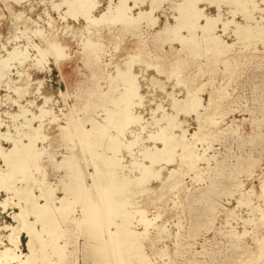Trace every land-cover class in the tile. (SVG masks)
I'll return each instance as SVG.
<instances>
[{
	"label": "rangeland",
	"instance_id": "obj_1",
	"mask_svg": "<svg viewBox=\"0 0 264 264\" xmlns=\"http://www.w3.org/2000/svg\"><path fill=\"white\" fill-rule=\"evenodd\" d=\"M62 1L31 0L24 4L15 0H0V29H2L0 30V58H4L14 46L26 47L29 56L22 62L10 60L8 72L0 82V149L5 152L11 148V143L1 137L4 133L13 137L18 136L26 142L24 135L35 133L34 131L40 125L45 129H43L44 136L35 143L37 149L43 150V154L39 166L31 171L33 173L32 180L29 182L30 189L38 194L40 187L50 188L54 203L57 202L56 199L63 196L59 183L63 172L54 168L52 162L60 161L66 154L64 145L67 142L70 144V148L79 149V146L72 147L70 140L64 137V129L72 126L78 130L86 129L90 127L88 122L90 119L100 120L103 115V106L101 107L100 103L103 100L98 97L99 92L108 90V80L114 81L117 71L127 67L128 64L132 66L133 74L137 75L136 81L138 82L136 84L142 98V105L138 104V107L136 104L137 106L131 107L132 113L136 115L138 113L141 120L143 119L141 122L148 123H152V119L155 117L161 118L166 115L169 117L166 119H170L174 115L172 116L173 120L176 123L180 121L182 123L183 135H185L183 140L184 142L189 141L188 143L192 146L191 153L197 152V154L203 155L206 160L197 162V170H190L188 163H185L181 168L180 152L178 155L180 158L175 156L176 166H163L167 170L176 167L177 169L180 167V170L176 169L175 171L178 173L173 172L169 176L167 170H163V176H168V178L159 189V194L158 192L153 194L151 191L137 199L136 208H142L145 215L147 214L145 218L148 222L143 224L134 218L128 226L137 232L146 230L145 237L141 241L142 253L149 257L147 259L152 264H264V256L260 254L262 245L260 240L264 237V217L261 218V214L257 211H250L252 205H258L264 210V189H260L261 182L264 181V46L246 40L242 42L236 39L234 34L232 35L234 22H241V25L247 24L252 27L264 25V1L250 0L249 4H247L249 0H237L241 3L236 0H234L235 2L233 0L199 1L198 7L203 9L204 14L210 17L220 15L224 22L231 21L224 29L220 23L215 28L216 33L221 35L225 42L229 44L235 42L232 51L228 55L222 56L223 59L228 60L230 64L228 68L221 61L209 65L205 57L194 59L182 50L178 42L169 40L165 34L157 35L160 28L169 23H175L177 16L175 6L182 0H153L155 7L153 16L157 17L155 18L156 24L153 27L145 26L144 28L129 25L126 27L121 23L87 27L82 16L75 20L66 13L68 5L62 4ZM117 1L119 0H111L113 4ZM217 1H220L221 4ZM97 2L99 6L93 11L95 17L100 16L110 0H97ZM142 2L144 5L138 6V4L134 7L136 2L128 0L127 5L133 7L132 13H137L138 10H149L151 1L142 0ZM240 4H244L249 9L247 15L240 12ZM65 14L67 15L65 16ZM60 16H65V18L62 19ZM87 28L90 32L87 31ZM38 29L42 30L44 35L39 33ZM183 33L186 34L185 31ZM88 37L101 45L99 56L102 70H99V65L94 61L90 52L82 46L83 40ZM51 38H56L61 45L67 47L66 57L59 60L60 73L56 61L54 62L53 48L49 46ZM243 43L246 44L243 45ZM35 47L47 50V59L43 65H38L35 62V60L37 61ZM180 56L182 61L179 59ZM178 59L184 64V67L177 68L175 66ZM146 60L147 64L144 63ZM149 64L151 68L146 69L145 67ZM151 64L157 67L155 68ZM159 69H161L160 72ZM177 69L178 71H176ZM150 78L151 80H149ZM157 81L161 82L157 85ZM203 84L202 92H199L196 97L203 99L201 104L204 107L209 98L216 102L214 106L208 108L207 112L211 119L217 123L216 125H210V120L204 119L205 111L202 108L199 107L197 111L199 119L196 120L197 112H186L182 106L184 102H180L184 101L188 86L195 87ZM150 85L151 87H149ZM61 92L63 95L60 94ZM167 92L170 93L167 94ZM148 95L150 96L148 97ZM170 101H173L172 105H169ZM175 103L176 105H174ZM157 104L160 107L154 106ZM39 107L49 110L50 114L40 116L43 119L36 118L37 122L35 117H29V114L39 115ZM23 108L27 109L25 115L20 114ZM193 113H195V117ZM52 116L58 120H51ZM84 118L90 119L84 120ZM48 119L50 120L48 121ZM200 120L203 125L208 124L206 130L209 134L206 138L199 137L201 133L197 127ZM138 128V125H134L128 130L137 133L136 129ZM153 129L154 126L151 124L145 131ZM185 131L187 132L185 133ZM129 132L125 133V138L131 140L133 136L129 135ZM143 134L141 133L140 137L146 136L145 132ZM193 134L195 139L192 137ZM79 136L82 145L85 148L89 147L85 143V137L82 134ZM81 140L78 138L76 143L80 144ZM194 144H197L196 147ZM132 149L136 152L137 145ZM87 152H90V149ZM49 154L51 155L50 159H48ZM126 154V150L121 152L124 161L129 160ZM87 155L89 154L84 155L85 158ZM0 159H2L1 154ZM2 162L3 160H0V175H6L8 169ZM88 166L86 173L94 172L93 164ZM185 173L188 174L185 175ZM20 177L12 182L16 188L23 185L22 177ZM174 177L180 180L175 188L172 186V183L175 182ZM86 179V182L90 184V178ZM148 187L157 190L160 185L159 182L151 180ZM165 187L166 189H164ZM208 190L210 191L207 192ZM243 193L244 197L248 198L245 199L250 200L249 206L240 205L239 199ZM10 194L0 189V201L6 200L5 204L10 207L7 205L4 208L0 207V244L2 243L0 251L6 246L10 247L7 237H11L12 240L17 237L20 251L17 252L25 255L28 254L26 248L28 238L26 233L21 230L22 222L15 220V217L19 213L20 207L23 208L28 220H35V216L29 208L30 206L25 204L19 196ZM39 203L42 204L43 201L40 200ZM208 207H211V210H207ZM73 210L74 218L83 219L78 207ZM134 223L135 226H133ZM64 226L66 227L65 224H60L59 230L54 229L58 233L54 234L53 238L59 246L64 244V246H69V250L76 247V260L71 263L69 262L70 257L67 255H55L48 246L46 249L50 251V260L54 264H99V256L89 255L91 246H99V240L83 234L85 229H79L76 233L70 232L69 234L64 231ZM35 228L41 229L40 224L35 223ZM110 229L113 227L110 226ZM244 231H247V234H243ZM230 232L236 233L237 236L232 237ZM35 245L39 248L37 242ZM104 255L101 260L106 262L108 255ZM39 264L44 263L39 262Z\"/></svg>",
	"mask_w": 264,
	"mask_h": 264
},
{
	"label": "bare ground",
	"instance_id": "obj_2",
	"mask_svg": "<svg viewBox=\"0 0 264 264\" xmlns=\"http://www.w3.org/2000/svg\"><path fill=\"white\" fill-rule=\"evenodd\" d=\"M15 1L18 3L25 4V3H29L31 0H15ZM134 1L136 2L134 7L137 6L138 4H139L138 6H140V4H143L142 0H134ZM150 1L151 2L149 4L150 5L149 10H144V11L138 10L137 13H132L133 7H130L127 5L128 0H119L115 4H113L110 0V3L107 4V7L98 17H95V15H93V11L97 9L99 6V3L97 2V0H63L62 4L66 3L68 5V8H66L67 9L66 13L69 16H71V18L77 20L80 16H82L87 24V27L88 26L91 27L94 25H103V24L105 25L114 24L115 25L117 23H121L125 25L126 27L129 25L131 27L142 26L144 28L145 26L153 27L156 24L155 18L157 17L153 16V12L155 8L154 1L153 0H150ZM199 1H204V0H182L179 4H177L175 6L176 11H177L175 23L174 24L169 23L168 25H165L164 27L160 28L157 31V35L165 34L169 37L168 38L169 40L178 42L181 45L182 50H184L185 53H187L188 55H191L194 59L205 57L208 60L209 65H214L216 64V62L221 61L224 64V66L228 68L230 67V64L228 60L223 59V57L228 55L230 51H232V48L234 47L235 42L233 44H229L225 42L222 39L221 35H218L216 33L215 28L217 27L218 23H220L222 26V29H224L228 25V23H231V21L227 20L226 22H224L221 16L217 14H216L217 16L215 15L216 17H210L204 14L203 9H200L198 7ZM206 1L208 0H205V2ZM218 2L220 1H217V3ZM236 2H239V1L236 0ZM226 3H230V2H226ZM239 3H241V1ZM249 3H250V0L247 1V4ZM220 4H217V5H220ZM56 6H57V3L55 7ZM240 12L247 15L249 12V9L245 7L244 4H240ZM67 14H65V16ZM234 15L236 14L234 13ZM65 16H60V17L64 19ZM240 23H237V22L233 23L234 29H233L232 35L234 34L236 39L242 42L246 40L247 42L250 41L252 43L264 46V25L260 24L259 26L252 27L251 25H247V24L241 25ZM38 31L39 33L44 35L42 30L38 29ZM87 31L90 32L89 28H87ZM184 31L186 32V34L183 33ZM33 33L35 34L34 31ZM244 44L246 43H243V45ZM49 46L53 48V52H54L53 56L55 55V58H54L55 60L54 59L53 60L54 62L56 61V66H57V69H59V73H60L61 70H60L59 60L66 57L65 50L67 49V47L61 45L60 42L56 38L49 39ZM82 46L84 47V49L90 52L94 61L99 65L98 67L99 70H102V67L100 66V56H99L101 45L98 42L92 41L88 37L83 40ZM39 47L34 48V50L36 49L35 51L37 53L36 55L37 61L35 59L34 60L35 62H37L38 65H43V63L47 59V55H46L47 50L39 48ZM25 48L26 47H23V46H14L10 52H7L4 58H0V82L2 81L4 76H6L5 74H7L8 72V69L10 67L8 62L10 60H17L19 62H22L29 58L28 51ZM133 58L135 59L134 56ZM179 59L180 61H182L181 56L179 57ZM179 59H178L177 65L175 66L177 68L184 67L183 66L184 64L182 62H179ZM144 63L147 64V60ZM152 66H155V68L157 67L156 65H152ZM148 67L151 68L150 64L149 66L147 65L145 68L148 69ZM174 67H173V70H174ZM131 68L132 66L127 64V67L125 66L120 71H117L118 73L116 74L114 81L111 79L108 80V90L99 92L98 97L101 100H103L100 103L101 107L103 106L102 107L103 115L101 116L100 120H95V119H90V118L89 120V119L84 118V120H89L88 121L90 123L89 128H86V129L81 128L78 130V129H75L76 127L72 126V127H68L67 129H64L65 130L63 132L64 137L70 140V142L72 143V147L79 146V149L70 148V144H68L67 142V144L64 145V148L67 151L66 154L62 156L60 161L52 162V165L54 168L60 169L63 172V175L61 176L60 182H59L61 185V191L63 192V196L56 199L57 200L56 203L52 202L53 193L50 190V188L45 187V186L42 188L40 187L39 193L35 194L29 187L30 185L29 182L32 180L31 177L33 173L31 171L33 168H37L39 166L40 161H41L40 158L42 157V154H43V150L41 149L39 150L35 146V143H37L36 141L42 136H44L43 126L42 125L38 126V129L34 131L35 133L33 134L24 135V137L26 138V142L23 141L18 136L13 137L5 133L1 135L3 139L11 143V148L9 150H6L5 152H2L3 149H0V154L2 157V159L0 160H3L2 163H4L8 169V174L0 175V189H2L7 194L11 193L10 195L19 196L25 204H28L30 206L29 208L31 209L33 215L35 216V220L33 221L28 220L26 214L24 213L23 208L20 207L19 213L17 215L15 214L16 215L15 220L22 222L21 230L24 231L27 235L28 241L26 242V248L28 250V254L23 255V253L17 252L19 251L18 241L16 240L17 237L15 240L10 239L11 237L10 238L7 237V240L10 243V247L3 246L4 248L0 251V264H39V262H43L44 264H54L52 260H50V255H51L50 251L46 249L48 246H50L51 252L54 253L55 255L56 254L58 256L62 254L65 256L67 255V257H70L69 262L71 263L75 262L76 247L72 250H69L68 249L69 246H64L65 244L62 246H59L58 244H56V240L53 238L54 234L58 233L54 229L59 230L60 224L66 225V227L64 226L65 227L64 231L69 232V234L70 232L76 233L79 229H85L83 234H87L89 235V237L90 236L92 238L95 237L99 240L98 241L100 243L99 246H91V251L89 254L93 256L95 255L99 256V264H152L150 263L151 261L150 262L148 261L147 259L148 256L142 253V242L141 241L145 237L146 230L145 231L142 230L143 232H139V231L137 232L136 230H132L131 227L129 228L128 226V224H130L132 219L134 218H135L134 220H136L137 222H141L143 224L148 222V220L145 218L147 214L145 215L142 208H139V207L136 208L137 199L144 193H148L152 191L154 194V192H158L159 189H161L165 179H167L171 173L176 172L175 170L177 169L176 167V168H173L172 170H167L163 166H168V165L174 166L175 163L177 162L175 159V156H178L180 152H181L180 157H182V165L181 166L179 165V166L181 168L184 167L185 163H188V167L190 170H193V169L197 170V164H198L197 162L206 161V160L203 155H199L197 154V152H195L196 154L191 153L190 148H192V146H190V144L188 143L189 141L185 139L186 142H184L183 140L184 138L183 136L185 135H183L182 123L181 121L176 123V121L173 120L174 118H172V116L174 115H172L170 119H166V118H169L166 115L165 116L163 115L161 118L158 117L159 119L155 117L154 119H152L153 120L152 123H148L145 121L141 122L143 119L141 120V117L138 115V113L137 115L132 113L131 107H133L134 105L137 106L138 104H141L142 98L140 96L139 87L136 84V82H138L136 81L137 75L133 74L132 72L133 70L131 71ZM160 71L161 69H159V72ZM176 71H178V69ZM193 76L196 77L195 75ZM149 80H151V78ZM177 80L176 82L179 83L178 82L179 80L178 81ZM157 82L158 83L156 84L158 85L159 82L161 81H157ZM40 85H41V82H40ZM203 86L204 84L198 85L195 87L188 86L186 88L187 89L186 95H184L185 96L184 101L181 100L180 102L182 103L184 102L183 105L182 103L181 105L183 106V108H185V111L188 113L197 112L199 107L202 108L205 111L204 119H209L210 120L209 123L211 122L210 125H213V124L216 125L217 123L214 122L211 119L210 115L207 113L209 110L208 108L214 106L216 102L212 100L211 98H209L207 105L204 107L201 104L202 102L201 100L203 99L196 97L199 92H202ZM169 93L170 92H167V94ZM60 94L63 95L62 92ZM149 96L150 95H148V97ZM52 102L54 103V101ZM172 102L170 101L169 105H172L171 104ZM176 103L174 105H176ZM15 105L17 106V104ZM157 105H154V106H156L157 108L160 107L159 105L158 106ZM169 107H172V106H169ZM164 108L162 109L164 110ZM26 111L27 109L25 110L23 108L20 111L21 113L20 112L19 113L22 115H25ZM39 112H40L39 115L36 114L34 116L31 115L30 113L29 117L31 116L35 117L34 119L36 120V118H39L40 116L50 114L49 110H46V109H40ZM154 114H155V111H154ZM194 114L195 113H193V116ZM152 115H153V112H152ZM41 118L43 119V117H40V119ZM175 118H176V114H175ZM52 119H57V118H53L52 116L51 120ZM150 119H151V116H150ZM198 119H199V113L197 112L196 120ZM49 120L50 119H48V121ZM201 120L200 122L198 121L199 123L197 127L199 128L198 131L201 133L199 137L203 136L204 138H206V136L209 134L206 130L208 127V124L203 125ZM151 124L154 126V129L150 131L148 130L145 131L146 129H149V125ZM134 125H138L139 127L138 129H136L137 133L133 131L129 132L128 129L133 127ZM127 131L129 132V135L133 136L131 140H129L128 138L127 139L125 138V133ZM143 132L146 133V136L140 137L141 133L143 134ZM186 132L187 131H185V133ZM79 134H82L85 137V140H86L85 143L89 146L87 147L88 149L85 148L84 145H82L83 143H82V140ZM192 137H194L195 139L194 134ZM78 138L81 140L80 144H78V142L76 143V140ZM136 145H137V151L135 152L133 151L132 148L133 146H136ZM89 149H90V152H87ZM124 150H126L127 152L126 155H128L129 157L128 161H124L125 160L123 159L124 156L121 155V152ZM86 154H89V155H87L85 158L84 155ZM50 158H51V155L49 154L48 159ZM92 164H93V168H95L94 172L86 173L87 166L92 165ZM179 168L177 170H180ZM163 170H167V174H168L167 177L163 176L162 174V172H164ZM187 174L188 173H185V175ZM20 176L22 177L21 180L23 182V185L16 188L13 186L12 182ZM87 177H89L91 180L90 184L86 182ZM173 179H175V177ZM151 180L159 182L160 187L157 190L148 187V184L150 183ZM179 182L180 180L175 179V182L174 183L171 182V183H172V186L175 188V186H177ZM261 183L262 184L260 186V189H264V181ZM238 185L241 186V184H238ZM164 189H166V187ZM210 190H208L207 192H209ZM165 192L167 193V190ZM155 194L158 195L159 192L158 194L157 193ZM244 196H245L244 193L240 195V199H239L240 205L245 204L249 206L250 200H246L245 198L247 197H244ZM249 196H250V193H249ZM261 196H262V193H261ZM39 199L43 201L42 204L39 203L40 201ZM5 201L6 200L0 201L1 208L2 207L4 208L7 205L5 204ZM7 207L9 206L7 205ZM75 207L79 208V211L82 213L81 215H83V219H77V218H74L75 216L74 217L72 216V212L74 211L73 209ZM207 210H211V207H208ZM250 211L251 212L257 211L261 214V218L264 217V210H262L260 206L258 205L250 206ZM35 223H39L41 226V229L35 228ZM110 226H112L113 229H110ZM133 226H135V223ZM243 234H247V231H244ZM230 235H232V237L237 236V234L234 232H230ZM35 242L38 243L39 248L36 247ZM260 244H262L260 247V254L264 256V237L263 239L260 240ZM0 245H2V243ZM73 253H74V256H72ZM104 254L108 255L106 262L101 260L103 259L102 255L103 257L105 256ZM84 259L86 260V258Z\"/></svg>",
	"mask_w": 264,
	"mask_h": 264
},
{
	"label": "snow or ice",
	"instance_id": "obj_3",
	"mask_svg": "<svg viewBox=\"0 0 264 264\" xmlns=\"http://www.w3.org/2000/svg\"><path fill=\"white\" fill-rule=\"evenodd\" d=\"M0 30H2V29H0ZM149 87H151V85Z\"/></svg>",
	"mask_w": 264,
	"mask_h": 264
}]
</instances>
